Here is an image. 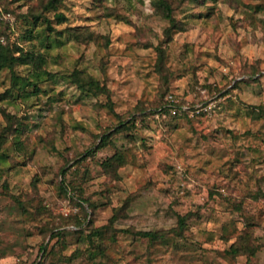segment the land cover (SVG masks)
<instances>
[{
    "label": "rangeland",
    "instance_id": "rangeland-1",
    "mask_svg": "<svg viewBox=\"0 0 264 264\" xmlns=\"http://www.w3.org/2000/svg\"><path fill=\"white\" fill-rule=\"evenodd\" d=\"M55 1L0 0V264H264V0Z\"/></svg>",
    "mask_w": 264,
    "mask_h": 264
},
{
    "label": "trees",
    "instance_id": "trees-1",
    "mask_svg": "<svg viewBox=\"0 0 264 264\" xmlns=\"http://www.w3.org/2000/svg\"><path fill=\"white\" fill-rule=\"evenodd\" d=\"M51 2L53 3V2H56V1L55 0H51ZM161 5H162V7H163V9L165 11H169L170 10V6H169V4L166 1L161 2ZM169 16H170V14L168 12L167 13V17H169ZM62 17H63L62 14H57V18L62 19ZM15 59L16 58L14 56H12V54H10L9 52H6L5 50L3 51V49L0 48V69L2 67H4V66H10L13 63V61H15ZM89 84L91 86H94V87H99L98 83L95 82L94 80H90ZM163 103H166L167 105L177 106L178 108H180V105L177 104L175 100L166 99ZM129 121H130V119H129ZM129 121H127V120L122 121L121 125H124L127 122H129ZM140 234L145 236V237L146 236L147 237H152V238L161 237V234H159L157 232H153V231H143V232H140Z\"/></svg>",
    "mask_w": 264,
    "mask_h": 264
},
{
    "label": "built area",
    "instance_id": "built-area-1",
    "mask_svg": "<svg viewBox=\"0 0 264 264\" xmlns=\"http://www.w3.org/2000/svg\"><path fill=\"white\" fill-rule=\"evenodd\" d=\"M171 100H173V99L171 98ZM168 106H169V109H170L173 113H175V112L177 111V109H176L175 106H173V105H168Z\"/></svg>",
    "mask_w": 264,
    "mask_h": 264
}]
</instances>
